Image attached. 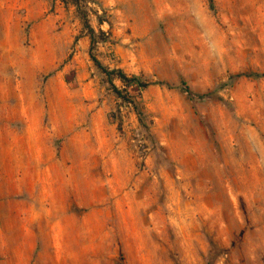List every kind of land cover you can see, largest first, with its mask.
I'll use <instances>...</instances> for the list:
<instances>
[{"label":"rangeland","instance_id":"1","mask_svg":"<svg viewBox=\"0 0 264 264\" xmlns=\"http://www.w3.org/2000/svg\"><path fill=\"white\" fill-rule=\"evenodd\" d=\"M214 7H82L105 67L173 86L114 79L143 126L74 5L0 0V264H264V79L231 80L264 74V0Z\"/></svg>","mask_w":264,"mask_h":264},{"label":"trees","instance_id":"2","mask_svg":"<svg viewBox=\"0 0 264 264\" xmlns=\"http://www.w3.org/2000/svg\"><path fill=\"white\" fill-rule=\"evenodd\" d=\"M62 2L65 3L66 5H74L77 8L79 16H80V18H81V20L83 22L84 29L86 30V32L88 33V36L90 37L91 43H90L89 55H90L91 60L93 61V63L96 66V68L102 74H104L107 77L108 82H109L110 86L112 87L113 92L117 95V97L122 99V100H124L125 102H127L129 104H132L134 106V109L138 113V116H139V119H140V123L143 126H145L144 125L145 123H144V119H143V114H142L141 109L138 107V105L134 101H130L128 99V97H126V95L114 85V83H113L114 79H119L127 87L136 86L141 91L147 90L151 86H163V87H166V88H169V89H172L173 86L170 85L169 83H166V82H143L138 77L128 76L122 70H110L107 67H105L100 62V60L97 58V56L95 54L96 47H97V44L99 43L100 37L97 35L96 31L94 30V28L90 24L88 12L86 11L85 8H82L85 4L90 2V0H62ZM208 2H209L211 10H214V8H215L214 7V0H208ZM104 35L105 34L102 33V36H104ZM242 78L264 79V74H259V73L237 74V75H234L233 77H231V80L237 81V80H240ZM178 89L188 99H190L193 102L201 101V100H204L206 98H211V99H215L216 98L214 93H208V94L195 93L191 89V87L188 85V83L185 80H183V79H181L180 84L178 86ZM219 100H223V99H219Z\"/></svg>","mask_w":264,"mask_h":264},{"label":"bare ground","instance_id":"3","mask_svg":"<svg viewBox=\"0 0 264 264\" xmlns=\"http://www.w3.org/2000/svg\"><path fill=\"white\" fill-rule=\"evenodd\" d=\"M61 256H62V255H61V254H59L58 258H61Z\"/></svg>","mask_w":264,"mask_h":264}]
</instances>
